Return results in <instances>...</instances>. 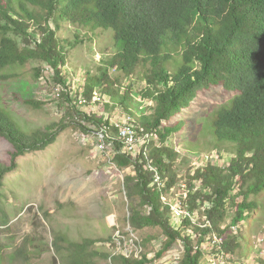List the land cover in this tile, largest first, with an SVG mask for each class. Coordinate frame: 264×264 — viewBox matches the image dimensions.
<instances>
[{
    "label": "trees",
    "instance_id": "1",
    "mask_svg": "<svg viewBox=\"0 0 264 264\" xmlns=\"http://www.w3.org/2000/svg\"><path fill=\"white\" fill-rule=\"evenodd\" d=\"M64 24L89 33L92 44L105 43L96 72L86 70L76 92L62 76L72 45L62 37ZM34 62L54 70L71 106L61 122L29 130L0 104V137L15 149L11 164H0V204L16 159L48 149L75 125L102 135L118 170L132 168L123 180L127 221L134 232L161 230L165 242L157 258L176 246L180 264H207L209 256L217 264H242L246 249L254 248V228L264 226V0H0V82L19 78ZM35 70L37 78L43 76L44 70ZM217 87L233 97L209 115V133L197 123L194 130L183 112ZM67 93L101 106L107 118L81 110ZM112 112L128 123H114ZM115 125L140 140L135 154L128 153ZM189 128L191 142H204L185 147L189 157L213 147L221 153L229 144L227 167L210 162L181 176L186 158L168 143ZM55 236L51 264L152 262L146 253H103L93 248L94 239Z\"/></svg>",
    "mask_w": 264,
    "mask_h": 264
},
{
    "label": "rangeland",
    "instance_id": "2",
    "mask_svg": "<svg viewBox=\"0 0 264 264\" xmlns=\"http://www.w3.org/2000/svg\"><path fill=\"white\" fill-rule=\"evenodd\" d=\"M62 37L72 44L68 48L69 67L63 69L62 76L67 86L76 92L83 88L85 71L96 72L99 56H102L99 52L105 43H90L89 33L68 24H64ZM36 68L44 70L43 76L36 77ZM129 84V80H126L125 86ZM138 89L136 86L134 90ZM63 91L55 81L54 70L47 64L34 62L21 71L19 78L0 82V104L24 128L45 130L47 126L61 122L67 115L71 102L68 97L62 96ZM69 95V99L73 98L81 110L107 118L101 106L87 104L74 93ZM232 97V93L221 87L212 88L201 93L193 105L183 112L182 118L189 119L194 130L197 123L203 126V133H209L211 120L207 118ZM137 108L139 113H143V105ZM124 117L118 112L110 115V119L117 124H127L128 120ZM193 129L189 128L185 134L178 135L179 139L170 138L168 143L169 146L175 145L186 158L181 167V176L210 162L223 169L227 167L229 144L221 148V153L213 147L202 157H189L185 147L204 143L202 139L191 142ZM139 141L134 142V148H137ZM102 143V135L83 133L74 125L68 127L48 149L16 159V169L6 175L2 190L0 264H51L57 234L77 242L97 240L93 248L103 253L127 257H139L146 253L152 260L149 264H180L176 246L165 256L156 257L165 242L160 229L134 232L129 226V205L123 180L133 171L132 168L118 170L113 163V152ZM209 149L211 146H207ZM14 152V147L0 137V164L9 166ZM3 220L8 224L4 225ZM142 243L145 244L143 248ZM253 244L254 248L246 249L247 255L241 256V260H244L242 264H264V226L254 228ZM208 259L210 263L207 264L218 263L211 256ZM98 263L111 264L110 260L101 259Z\"/></svg>",
    "mask_w": 264,
    "mask_h": 264
},
{
    "label": "bare ground",
    "instance_id": "3",
    "mask_svg": "<svg viewBox=\"0 0 264 264\" xmlns=\"http://www.w3.org/2000/svg\"><path fill=\"white\" fill-rule=\"evenodd\" d=\"M124 130H126V133H127V135H131V137L133 138L132 140H130L129 142H126V144L128 145V148H129V150H132V148H134V142L137 140V138H135L132 134H130L129 132H128V130L127 129H124ZM136 143V142H135ZM136 145V144H135ZM172 209L173 210H176V211H179L180 213L179 214H181V215H183V216H186V214H189L185 209H182V208H180V210H177L178 209V207L177 206H173L172 207ZM182 209V210H181ZM175 211V212H176ZM188 217H190V215H187ZM213 263V262H212ZM221 263V262H220ZM213 264H217V263H213ZM222 264H231V263H227V262H222Z\"/></svg>",
    "mask_w": 264,
    "mask_h": 264
},
{
    "label": "built area",
    "instance_id": "4",
    "mask_svg": "<svg viewBox=\"0 0 264 264\" xmlns=\"http://www.w3.org/2000/svg\"><path fill=\"white\" fill-rule=\"evenodd\" d=\"M117 128H118V131H119L120 139L123 140V142H129L130 140L133 139L131 137V135H127L126 130L121 129L120 127H117ZM137 151H138V147L137 148H132L131 152H128V153L135 154ZM187 215H191V214H186V216Z\"/></svg>",
    "mask_w": 264,
    "mask_h": 264
}]
</instances>
